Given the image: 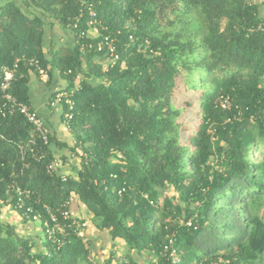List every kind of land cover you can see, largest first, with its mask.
<instances>
[{
    "label": "trees",
    "instance_id": "16d2710c",
    "mask_svg": "<svg viewBox=\"0 0 264 264\" xmlns=\"http://www.w3.org/2000/svg\"><path fill=\"white\" fill-rule=\"evenodd\" d=\"M21 2L0 7V70L16 66L27 105L31 60L64 80L71 140L22 157L37 135L0 114V264L98 263L85 216L111 243L101 264H171L165 247L179 264H264V0ZM52 21L71 48L44 44ZM58 151L74 163L50 174Z\"/></svg>",
    "mask_w": 264,
    "mask_h": 264
},
{
    "label": "built area",
    "instance_id": "2783aa9c",
    "mask_svg": "<svg viewBox=\"0 0 264 264\" xmlns=\"http://www.w3.org/2000/svg\"><path fill=\"white\" fill-rule=\"evenodd\" d=\"M89 15L91 17H94V13L92 11L89 12ZM90 25H92L90 23ZM76 28V26H73ZM99 47V51H100ZM110 56H113V49L109 50ZM30 65L35 67L37 75L39 76L40 81L43 84H47L49 79L46 71H44L42 68L38 66V63L34 60L30 61ZM15 65L14 67H8L4 66L0 70V114L3 117H12L15 115L21 116L28 125L34 130V133L37 135V139L40 142V149H38V145L36 143V140H30V142L20 150V154L22 157L25 156L26 153H30L35 157H38L41 159L43 157L42 150L43 147H46L49 145V139L51 137L50 130L45 124V122L40 118V116L37 114V112L30 106L25 103L17 101V99L11 94V83L13 80V75L15 71ZM62 104H65L69 107V110L72 109V102L68 98V93L66 92H58L54 95V98L50 101V107H56L58 105L62 106ZM222 107H225V103H222ZM67 118H70V116H66ZM69 161H66L64 164L62 162L58 161L57 159H54L47 165V172L52 174L59 169H62V167H68ZM13 190L16 192V195L18 197H22L23 192L18 187L13 186ZM27 194V193H26ZM20 200V198H19ZM70 202H65L63 207L65 210L62 211L61 216L64 220H70L73 219L72 223L76 224L75 219L73 218L71 212H70ZM46 212L48 213L49 219L51 223H54L52 228H48L47 222L43 223V226L47 227L46 233L48 235L49 239H54L55 232H59L60 234L63 233V229L56 223V218L53 216L47 207H44ZM34 220L36 223H40L39 217H35ZM41 225V223H40ZM190 226V223H188ZM56 230V231H55ZM165 250L169 251V259L171 260V264H179V259L177 257L175 249H170L168 247H165Z\"/></svg>",
    "mask_w": 264,
    "mask_h": 264
},
{
    "label": "crops",
    "instance_id": "0c3cea01",
    "mask_svg": "<svg viewBox=\"0 0 264 264\" xmlns=\"http://www.w3.org/2000/svg\"><path fill=\"white\" fill-rule=\"evenodd\" d=\"M14 1L17 3L18 7L24 10L22 5V0H0V7H2L7 2ZM44 34L46 37V41L44 38V44L48 45L49 43H54L57 46L71 48L73 45L72 40V33L68 30L61 29L54 21L46 24L44 26ZM61 38L64 40L61 43ZM67 83L62 80L57 75L54 76L53 80L50 83L43 84L40 82L39 76L32 74L30 76V84H29V101L31 107L37 112L40 118L45 122L47 127L50 130L51 137L53 136L61 143L70 144L71 136L67 131L65 125L63 124V109L59 107L58 109H53L50 107V101L54 98V94L58 92H66ZM50 148L55 150L54 147L51 145ZM58 156H68V152H59L56 154ZM70 209L74 215V217L79 218L84 213L82 212L81 208L77 207L75 201L71 202ZM6 221H15L16 217L12 215V213L6 212ZM85 224V223H84ZM104 237L107 238L108 236L106 233L102 234ZM91 240V239H90ZM109 241V239H108Z\"/></svg>",
    "mask_w": 264,
    "mask_h": 264
},
{
    "label": "rangeland",
    "instance_id": "374dc122",
    "mask_svg": "<svg viewBox=\"0 0 264 264\" xmlns=\"http://www.w3.org/2000/svg\"><path fill=\"white\" fill-rule=\"evenodd\" d=\"M254 2L256 4H260L262 2V0H254ZM261 15H264V8L263 7H262V10H261ZM96 36H97V32H96L95 29H93V31L89 32V37H96ZM71 38L74 41L73 37H71ZM63 41L64 40L61 38V43ZM59 107H61V106L58 105L56 107H53V109H58ZM67 157H69V156H67ZM56 159L58 161H60V162L62 160V158H59L58 155H57ZM70 163H74V160H72L71 158L69 159V165H70ZM68 168H69V166L67 167V169ZM67 172H68V170H67ZM84 219H85V224L83 225V227L85 228V231H84L85 236L91 239L92 244H93V249L95 251V258H94L93 261L94 262L95 261H99L96 264H101L100 262L105 260L108 257L109 252L112 250L111 249V243L108 241L107 238H103L104 236L102 234L95 232V230L93 229L92 225L90 224V219H91L90 216H85ZM4 220L6 221L7 219L4 218ZM38 235L43 239V233L41 231H39ZM119 253L123 254V252L121 250H120ZM44 261L46 262L45 259H44ZM145 261H147V260H145ZM262 262H264V260ZM145 264H148V263H145ZM256 264H258V262Z\"/></svg>",
    "mask_w": 264,
    "mask_h": 264
}]
</instances>
